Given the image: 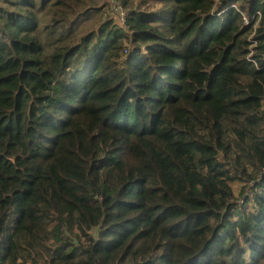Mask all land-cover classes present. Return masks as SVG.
<instances>
[{
    "label": "trees",
    "instance_id": "1",
    "mask_svg": "<svg viewBox=\"0 0 264 264\" xmlns=\"http://www.w3.org/2000/svg\"><path fill=\"white\" fill-rule=\"evenodd\" d=\"M0 264H264V0H0Z\"/></svg>",
    "mask_w": 264,
    "mask_h": 264
},
{
    "label": "rangeland",
    "instance_id": "2",
    "mask_svg": "<svg viewBox=\"0 0 264 264\" xmlns=\"http://www.w3.org/2000/svg\"><path fill=\"white\" fill-rule=\"evenodd\" d=\"M196 29L200 32L201 31V25L196 27ZM201 33V32H200Z\"/></svg>",
    "mask_w": 264,
    "mask_h": 264
},
{
    "label": "built area",
    "instance_id": "3",
    "mask_svg": "<svg viewBox=\"0 0 264 264\" xmlns=\"http://www.w3.org/2000/svg\"><path fill=\"white\" fill-rule=\"evenodd\" d=\"M114 4H117V3L114 1Z\"/></svg>",
    "mask_w": 264,
    "mask_h": 264
}]
</instances>
